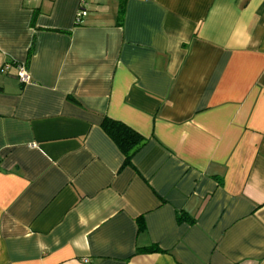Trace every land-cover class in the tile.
<instances>
[{
    "label": "crops",
    "instance_id": "crops-1",
    "mask_svg": "<svg viewBox=\"0 0 264 264\" xmlns=\"http://www.w3.org/2000/svg\"><path fill=\"white\" fill-rule=\"evenodd\" d=\"M80 7L0 0V264H264V0Z\"/></svg>",
    "mask_w": 264,
    "mask_h": 264
},
{
    "label": "trees",
    "instance_id": "trees-1",
    "mask_svg": "<svg viewBox=\"0 0 264 264\" xmlns=\"http://www.w3.org/2000/svg\"><path fill=\"white\" fill-rule=\"evenodd\" d=\"M120 13H122V10H120ZM102 128L124 154L125 165H130L132 163V158L134 155L148 141L145 136L137 132L126 123L109 117L104 118L102 122ZM158 250L159 248L156 246L140 249L141 252H154Z\"/></svg>",
    "mask_w": 264,
    "mask_h": 264
},
{
    "label": "built area",
    "instance_id": "built-area-1",
    "mask_svg": "<svg viewBox=\"0 0 264 264\" xmlns=\"http://www.w3.org/2000/svg\"><path fill=\"white\" fill-rule=\"evenodd\" d=\"M91 0H81V7L78 10L77 14H76V22L77 23H81L83 21L84 16L86 15L87 12V5ZM10 68L9 64H6L3 68V71H6ZM16 68H17V76L19 78V80L22 83H30L31 82V74L29 73L27 67L22 64H16Z\"/></svg>",
    "mask_w": 264,
    "mask_h": 264
}]
</instances>
